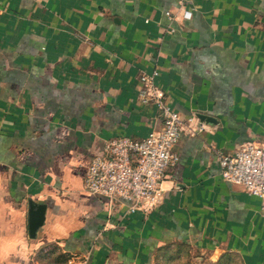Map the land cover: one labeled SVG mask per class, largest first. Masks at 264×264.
Masks as SVG:
<instances>
[{
  "label": "crops",
  "instance_id": "0c3cea01",
  "mask_svg": "<svg viewBox=\"0 0 264 264\" xmlns=\"http://www.w3.org/2000/svg\"><path fill=\"white\" fill-rule=\"evenodd\" d=\"M0 0V264H151L161 246H207L264 264L261 201L219 176L226 154L264 136V0ZM175 14L170 20L165 12ZM182 116L178 160L151 211L84 189L105 141L161 125L140 76ZM44 204L29 237L28 201Z\"/></svg>",
  "mask_w": 264,
  "mask_h": 264
},
{
  "label": "built area",
  "instance_id": "2783aa9c",
  "mask_svg": "<svg viewBox=\"0 0 264 264\" xmlns=\"http://www.w3.org/2000/svg\"><path fill=\"white\" fill-rule=\"evenodd\" d=\"M189 0H177V9L183 17H190ZM168 19L175 18L170 11ZM158 71L143 73L140 81L141 101L154 103L159 110L160 126L147 136L132 138L120 135L103 145V153L94 157L86 168L84 189L106 199L109 205L122 200L129 203L128 212L151 211L161 199L165 171L175 164L178 154L174 150L181 133L195 134L202 128L197 117L182 116L165 101L163 92L155 85ZM220 178L242 187L261 201L260 214L264 220V136L248 141L226 154L211 147Z\"/></svg>",
  "mask_w": 264,
  "mask_h": 264
},
{
  "label": "rangeland",
  "instance_id": "374dc122",
  "mask_svg": "<svg viewBox=\"0 0 264 264\" xmlns=\"http://www.w3.org/2000/svg\"><path fill=\"white\" fill-rule=\"evenodd\" d=\"M40 264H68V257L53 249L41 251ZM151 264H242L241 258L230 251L211 249L207 246L173 244L161 246L153 254Z\"/></svg>",
  "mask_w": 264,
  "mask_h": 264
},
{
  "label": "water",
  "instance_id": "95a60500",
  "mask_svg": "<svg viewBox=\"0 0 264 264\" xmlns=\"http://www.w3.org/2000/svg\"><path fill=\"white\" fill-rule=\"evenodd\" d=\"M196 117L199 121L207 122L211 119L207 115L197 113ZM45 206L44 204L35 203L33 200L28 201V230L29 237L34 238L36 235L37 229L43 224L44 221Z\"/></svg>",
  "mask_w": 264,
  "mask_h": 264
}]
</instances>
